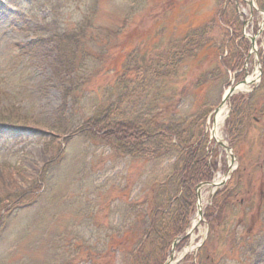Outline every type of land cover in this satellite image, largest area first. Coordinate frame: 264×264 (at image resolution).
<instances>
[{
	"label": "rangeland",
	"instance_id": "1",
	"mask_svg": "<svg viewBox=\"0 0 264 264\" xmlns=\"http://www.w3.org/2000/svg\"><path fill=\"white\" fill-rule=\"evenodd\" d=\"M8 1L0 0V117L32 132L0 130V196L27 190L50 166L38 204L16 208L1 225L0 264H88L76 253L85 251L74 246L89 237L92 243L96 232L114 226L124 207L138 204L143 191L164 176L167 162L152 169L141 161L115 156L108 146L60 134L55 119L62 101L72 91L78 103L68 99L67 106L77 118H88L99 105L121 97L115 82L129 67L122 83L129 91L123 109L139 108V97L148 93L147 101L156 104L162 115L205 116L209 137V118L222 96L248 77L257 80L263 13L256 11L257 0H13L29 3L19 6L20 14L5 6ZM48 3H61L59 19L68 26L88 18L93 25L88 35L95 29L103 31L89 35L93 42L85 46L89 60L80 61L84 55L77 52V78L68 86L55 77L51 60L33 61L15 49L33 38L28 33L30 18L34 22L45 17L42 6ZM200 30L202 48L181 40ZM206 44L210 48H204ZM189 51L196 56L187 54L174 65L175 54ZM166 64L172 66L164 68ZM156 70L158 85L151 89L150 77L155 79ZM258 84L237 88L223 106L218 136L234 157L231 172L221 187L201 189L200 218L195 196L189 228L196 227L174 248L178 260L174 264H182L185 255L193 258L199 245H204V264H264V118L259 113L242 117L240 132H229L226 126L232 110L241 102L245 108L246 96ZM156 88L161 92L155 102L151 99ZM18 116L22 121L10 120ZM209 145L217 151L212 182L219 183L230 157L214 141ZM225 185L230 194L213 201Z\"/></svg>",
	"mask_w": 264,
	"mask_h": 264
},
{
	"label": "trees",
	"instance_id": "2",
	"mask_svg": "<svg viewBox=\"0 0 264 264\" xmlns=\"http://www.w3.org/2000/svg\"><path fill=\"white\" fill-rule=\"evenodd\" d=\"M28 4L14 3L11 0L5 6L16 8L17 14H20L22 7L19 6ZM257 5L258 9L264 12V0H257ZM42 8L47 11L46 16L42 19L36 18L34 22L30 18L29 21L28 33L33 38L26 43L15 45V49L33 61L51 60L49 66L53 68L55 77L62 78L61 81L68 86L77 78V52L84 55L80 61L89 60L90 57L85 55V46L93 44L89 35L103 31L95 29L88 35L87 29L93 26L88 18L74 27L68 26V23L59 19L61 3H48V7L44 5ZM91 14L94 17V13ZM203 39L204 31L181 38L195 49L202 48ZM204 48H210V45L206 44ZM187 54L193 58L196 56L195 51L175 54L174 65L181 62ZM259 62L260 82L246 96V107L243 108L241 102L238 108L232 110L231 116L226 120L229 132H240L242 117L247 118L259 113L264 118V42L259 52ZM166 66L172 65L166 64L164 68ZM128 70L129 67L124 69L115 82V90L121 92L122 99L118 97L109 105H99L94 114L79 119L72 106H67L68 99L78 103L76 97H71V91V96L62 101V107L55 119L58 127L56 130H62L60 134L77 136L108 146L115 156L141 161L152 169L167 162L163 167L164 176L155 179L153 184L143 191L144 197L138 204L126 205L122 215H117L118 221L114 226L96 232V236L93 235L94 242L90 243L89 237V241L74 246L75 250L85 251L76 253L88 264H116L117 261H120V264H163L170 254L172 242L182 237L190 225L194 213L196 186L211 181L217 171V151L210 148L204 130L205 116L202 114H195L191 118L177 117L172 113L162 115L156 104L155 107L147 101L148 93L139 97V108L130 112L123 109L125 96L129 91L127 85L122 83L125 82ZM153 75L155 79L151 80L150 77V81H154L151 89L158 85L160 71L156 70ZM160 92L161 89L156 88L151 101L156 102ZM63 111L69 112L64 115ZM22 118L11 117L10 120L22 121ZM2 120L0 117V130L4 134H13L16 128L32 132L29 128L17 127L15 124L13 126ZM52 163L56 164L54 159ZM49 166L43 168L27 190L16 195L0 196V227L11 218L12 215L10 218L8 215L16 208L34 207L38 204L43 192L40 185L46 182ZM228 191V186L225 185L213 196V201H216L220 194L228 196ZM203 246L193 258L185 256L182 264H204L201 255Z\"/></svg>",
	"mask_w": 264,
	"mask_h": 264
},
{
	"label": "water",
	"instance_id": "3",
	"mask_svg": "<svg viewBox=\"0 0 264 264\" xmlns=\"http://www.w3.org/2000/svg\"><path fill=\"white\" fill-rule=\"evenodd\" d=\"M247 4H248L249 7L253 8V4L251 2H249ZM263 21H264V17L262 19V23H263ZM250 47L252 49L254 48V39L253 38H250ZM257 70H258V78L256 80V83L259 82L260 76H261L260 67H258ZM253 84H255L254 81H252V80L249 81L248 79H244L241 82L237 83L234 87L230 88L224 94V96L222 97L220 104L214 109V111L212 113V116H211V122H212V124L214 123V119L216 118V116L221 113V110H222L224 104L229 100L230 96L233 95L234 91L237 88L239 89V88L245 87L247 85H253ZM214 135H215L214 126H212V130L210 132V139L211 140L213 139L215 141V143L220 148H222L223 151H225L229 155V157H230V165L228 167V170H227L226 174L224 175V177L221 179V181L219 183H215V182H204V183H200L199 185H197V187L195 189V196H196V208H197V216H198V218L201 217V208H200V191H201V189H203V188H211V189L213 188V189H215L216 187H221L224 184V182L227 180V175H229L230 172H231V165L233 163V158H234L233 155H232V153H230L229 147H227L221 140L215 139ZM215 192L216 191H213L212 195L215 194ZM195 227H196V225H193L189 229V231L186 232V234L183 237L176 238L173 241L172 246H171L170 255H169L167 261L164 264H174V263H177L178 262V260H174V254H173L174 253V248L176 247V245L180 241H183V240L187 239L194 232Z\"/></svg>",
	"mask_w": 264,
	"mask_h": 264
},
{
	"label": "bare ground",
	"instance_id": "4",
	"mask_svg": "<svg viewBox=\"0 0 264 264\" xmlns=\"http://www.w3.org/2000/svg\"><path fill=\"white\" fill-rule=\"evenodd\" d=\"M223 110L220 114H218L216 116V118L214 119V123L212 124V126H214V131H215V135H214L215 139H219V136H218L219 135V128L222 125L223 117L225 115Z\"/></svg>",
	"mask_w": 264,
	"mask_h": 264
}]
</instances>
